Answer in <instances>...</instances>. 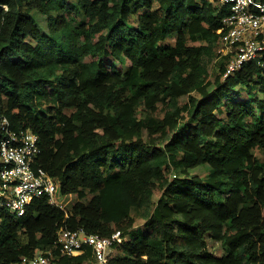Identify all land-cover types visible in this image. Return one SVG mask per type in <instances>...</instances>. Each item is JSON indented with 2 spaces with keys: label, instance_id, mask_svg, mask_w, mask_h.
I'll return each mask as SVG.
<instances>
[{
  "label": "trees",
  "instance_id": "16d2710c",
  "mask_svg": "<svg viewBox=\"0 0 264 264\" xmlns=\"http://www.w3.org/2000/svg\"><path fill=\"white\" fill-rule=\"evenodd\" d=\"M228 13L217 0H0V113L37 136L36 166L75 198L67 210L41 198L22 217L0 212V264L48 251L90 262L89 249L56 246L60 229L78 228L121 233L107 264H264V67L224 79L223 59L209 82ZM201 166L205 177L190 173Z\"/></svg>",
  "mask_w": 264,
  "mask_h": 264
},
{
  "label": "built area",
  "instance_id": "2783aa9c",
  "mask_svg": "<svg viewBox=\"0 0 264 264\" xmlns=\"http://www.w3.org/2000/svg\"><path fill=\"white\" fill-rule=\"evenodd\" d=\"M217 3L229 7L222 22L223 34L217 43L219 58L225 59L223 78L250 62L264 67V1L217 0ZM39 152L37 136L30 130L13 129L8 118L0 113V212L22 217L27 208L41 198L63 209L54 200L58 192L56 181L36 166ZM123 241L119 231L102 237L87 234L82 228L60 229L56 246L62 254L72 257L89 249L95 264H107L115 247ZM18 264L57 263L48 251L37 252L30 258L22 257Z\"/></svg>",
  "mask_w": 264,
  "mask_h": 264
},
{
  "label": "rangeland",
  "instance_id": "374dc122",
  "mask_svg": "<svg viewBox=\"0 0 264 264\" xmlns=\"http://www.w3.org/2000/svg\"><path fill=\"white\" fill-rule=\"evenodd\" d=\"M33 18L35 19L38 27L42 30V31H46L47 29V26H46V22H45V19L37 14V13H33ZM77 19V22H82L83 21V18L82 16L78 15L76 17ZM135 23V17H133L131 20H130V24H134ZM173 40L172 39H168L164 42L165 45L167 44H172ZM190 43V42H189ZM191 44V43H190ZM110 59L109 58H105V62L106 64L108 65V61ZM223 62V59H220L218 57L214 58L210 64V70H209V82L211 84H213V82L215 81L216 77H217V73L220 69V65L221 63ZM213 89V86L211 85L210 86V90ZM195 96H197V94H194ZM254 95L256 96L257 99H263L264 98V94L259 92L257 89H254ZM241 98L243 100H247L248 97L247 95L243 92L241 95ZM186 102V98H181L180 99V104L183 105L184 103ZM163 107L162 106H159V109L157 112H155L154 114H152V116L156 119H161L163 117ZM256 156L258 157V159L260 161H263V154L261 151L259 150H256L255 152ZM208 172V168L207 166H201V167H198L194 170H191L190 173L192 175H196V176H200V177H205L206 174ZM176 175L178 177V173L172 168H166V171H165V176H166V179L168 181L172 180L173 179V175ZM155 194L156 196H160L161 195V192L159 190H156L155 191ZM54 200L57 204V206H60L62 207L63 209L67 210L71 207V205L73 204L75 198L74 196H63L61 195L59 192H57L54 196ZM132 216L134 218V227L131 231H138V230H141L143 225H144V218L147 214V210L145 208L143 209H133L132 210ZM206 244H207V249L208 251L216 256V257H220L222 256V251H221V248L219 246L218 243L212 241L209 237H206ZM118 255V252L117 251H113L112 254L110 255V257H115ZM85 264H95V262L92 260L90 262H87Z\"/></svg>",
  "mask_w": 264,
  "mask_h": 264
}]
</instances>
